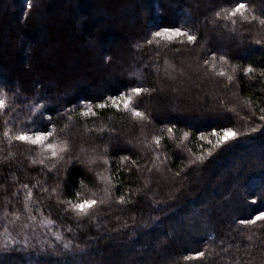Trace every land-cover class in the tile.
I'll return each mask as SVG.
<instances>
[{
    "label": "trees",
    "instance_id": "1",
    "mask_svg": "<svg viewBox=\"0 0 264 264\" xmlns=\"http://www.w3.org/2000/svg\"><path fill=\"white\" fill-rule=\"evenodd\" d=\"M55 1L30 0L29 10V0H0V94L7 97V108H15L0 114V264H261L264 221L246 227L240 220L264 212V133L239 135L219 148L213 147L216 137L211 135L225 127L247 133L252 124L243 102L261 106L256 98L264 85L257 79L249 81L238 70L235 85L226 91V79L215 74L230 72L232 65L264 67V48L252 43L259 38V24L250 31L238 20L233 32L227 19L214 20L215 12L233 7L236 0ZM242 2L257 15L264 12V0ZM128 9L130 15L122 14ZM172 25L197 35V44L147 43L152 32ZM108 39L125 50L109 45ZM213 53L225 55L228 64L217 60L215 70L211 64L205 67ZM135 86L159 89L140 105L155 117L146 128L114 110L83 117L82 105L54 117L58 138L68 140L81 159H95L108 147L106 165H68L64 172L62 163L57 180L55 169L48 172V159L47 168L32 164L39 148L28 151L31 146L9 145L3 137L5 119L14 131L43 125L39 111L30 110L35 101L63 111L85 98L99 102ZM233 107L235 112L225 111ZM172 125L171 138L160 132ZM100 127L106 131L100 133ZM201 133L207 139L201 140ZM110 135L119 136L121 145L127 140L151 143L153 136L162 135L159 155L166 163L153 167L155 153L140 145L133 159L141 170L129 171L130 163L119 161L128 153L114 154ZM102 177L111 180L112 199L97 204L89 216L77 218L67 203L58 202L90 199L94 192L99 199L105 188ZM24 183L33 191L27 201ZM121 194L131 202L116 203ZM206 249L213 254L203 262L184 259Z\"/></svg>",
    "mask_w": 264,
    "mask_h": 264
},
{
    "label": "snow or ice",
    "instance_id": "2",
    "mask_svg": "<svg viewBox=\"0 0 264 264\" xmlns=\"http://www.w3.org/2000/svg\"><path fill=\"white\" fill-rule=\"evenodd\" d=\"M27 8L31 10L33 8V4L30 2L27 3ZM217 18L227 19L231 22L234 26L232 31L235 32V25L237 24L238 20L248 24L249 30L251 31V26L254 23H258L260 29L257 33L259 38H253L252 43L264 48V12H261L259 15L254 13V10L250 7L249 3L242 2V0H236L235 5L229 9H224L222 11H217L214 14V20ZM151 39L147 40L149 45L153 44V42L159 44L161 40L167 41L169 43L179 42L185 45H196L199 37L193 34L189 30H185L179 26H169V27H160V30L154 31L151 33ZM243 43V40L240 41ZM140 47V45H137ZM177 53H179L180 49H176ZM108 61L111 60V57L107 58ZM219 60L220 65L223 66L228 64V60L225 55L220 54L217 56L216 53H213L209 60L204 61L205 67L211 64L213 70L217 67L216 61ZM238 70H242L244 77L248 78L249 81H252L254 78L259 81L261 85H264V67L257 69L253 65L249 64L247 67L232 65L230 67V72L226 71H219L215 74L219 77H223L226 79L227 83L224 85V89L226 91H231L232 87L235 85L237 80L236 73ZM252 87H257L256 84H252ZM159 91V89L152 87L147 88L144 86H135L130 88H125L124 90H120L115 94H110L107 96L102 97L99 102H95L93 100L85 98L84 100L80 101L78 104L73 105L72 107L65 106L63 111L59 108H48L46 104H42L39 101H35L31 106V109H35L39 111L41 119L44 121L43 125L38 127L35 131L30 130L29 128H18L13 130V128L9 127V121L5 119L3 121L4 131L3 137L7 140L8 144L11 145L13 141L18 142L19 144L29 145L31 146L28 151H31L32 148H39V152L37 156L39 159H33L32 164H40L45 165V160L48 159L49 163H51L52 168L48 169V172H52L53 169L56 171L55 179L59 180L60 171L61 169L57 167L63 163L65 167L63 168L64 172H68L71 166H75L76 164H93L98 161H102L103 164H108L109 160L105 159L104 156L109 152L108 147L103 148L102 153H98L95 159H88L87 161L81 159L79 155L73 154L72 148L70 147L68 140H60L57 135V128L56 122L54 117H63L67 113L76 111L78 107L82 105V110L80 111V115L86 118L96 117L97 110H114L118 114H122L123 118L130 119L134 121L136 124H139L141 129L146 128L148 125L152 124L155 120V117L151 115L147 110H141L140 105L143 103V97L149 96L151 97L154 93ZM259 96L256 98L257 102L261 105L258 109L253 108V102L250 100L243 102V107L248 109L250 113L249 123L252 126L249 128L247 133H237L233 130L232 127H225L222 132L220 131H213L211 135L216 137V142L213 145L214 148H219L225 143L235 140L238 138L239 135H250L255 133H264V86L258 87ZM235 96L236 94L233 93ZM238 99V97H237ZM7 97L4 94H0V114L7 115L10 112H14L15 108H7L6 107ZM27 106V105H26ZM223 107V105H221ZM41 109H46L47 114L45 111H40ZM226 112H235L236 109L233 108H226ZM35 114V113H34ZM69 119H71L69 117ZM259 123H256V121ZM35 124V121L31 122ZM175 125L166 127V129H160V132L166 131L168 137L171 138L173 135ZM67 126H65V129ZM65 129H60V132H65ZM100 133H104L106 129L104 127H100L98 129ZM189 136L188 132L183 133V137L187 138ZM100 139L103 140V135L100 136ZM119 136L110 135L108 137L109 143L115 142L112 144V152L120 153V152H127V155H120L119 161L120 162H129L131 167L129 171L133 168L137 171L141 170V166L138 165L137 160L133 159V156L136 154L133 150L140 147V145H144L145 148L151 150L155 153L153 167H157L156 162H159L160 166H163L166 163L165 160H160L159 152L162 148V140L164 137L162 135L153 136L151 143H146L145 140H140L138 143H133L131 140H127L123 145L119 143ZM200 139L205 140L207 137L201 133ZM209 144H212L211 140H208ZM208 156L212 155V152L209 151L207 153ZM50 157V159H49ZM67 157V159H66ZM199 162L203 163L204 156H200L197 158ZM197 161H192V163H196ZM47 168V165H45ZM144 170L148 172L152 171V168H148L147 165L143 166ZM91 171V169H89ZM176 176H179L180 173L176 172ZM105 181V188L103 189V193L99 199H96L97 193H92V197L90 199H77L75 203L73 201H58L59 203H67L70 206V210L76 214L77 218H83L89 216V214L94 210V208L99 205H105L106 203L110 202L112 199V185L111 180L108 177H102ZM39 183V181L37 182ZM83 183V180L81 181ZM23 189L26 193V201L30 200L33 196V191L29 188L28 183L22 184ZM35 187V185H33ZM145 187H148V183L145 182ZM44 192H47L48 189H43ZM15 195V194H14ZM131 201H127L125 196L121 194L116 203L118 204H125ZM253 204L256 203L255 200L252 201ZM25 208L27 207V203L25 202ZM258 221H264V212L260 213L259 215L255 216L254 218H247L240 220L242 225L246 227L249 225H255ZM79 222V220H78ZM71 232V228L68 229ZM57 239H61V237L57 236ZM251 239V237H249ZM25 247H27V242L25 241ZM79 247V245H76ZM64 248H69V244H64ZM228 248H221L220 252H227ZM239 251V249H237ZM213 252L197 250L195 255L185 256V260H200L204 261L206 257L211 256ZM219 255V253H215ZM234 264H241L240 261H234ZM261 264H264V259L261 260Z\"/></svg>",
    "mask_w": 264,
    "mask_h": 264
},
{
    "label": "rangeland",
    "instance_id": "3",
    "mask_svg": "<svg viewBox=\"0 0 264 264\" xmlns=\"http://www.w3.org/2000/svg\"><path fill=\"white\" fill-rule=\"evenodd\" d=\"M196 1V0H195ZM54 4H56V3H58V2H56L55 0H54V2H53ZM57 7H58V5H57ZM59 8V7H58ZM133 12V10H129L128 9V11L127 10H124L123 12H122V14H125V15H130L131 13ZM60 15V12L58 11V13H57V15ZM86 42H87V44H89V39H87L86 38V40H85ZM108 44L109 45H115V47L118 49V50H120V51H124L125 50V47H123L120 43H117L116 41L114 42L112 39H108ZM23 65L26 67V62L25 63H23ZM28 66H27V68H31V63L29 62L28 64H27ZM181 111L183 112L184 111V109L183 108H181ZM101 182H102V185H104V186H106L105 185V181L102 179L101 180ZM209 184H211V186L210 187H214L215 186V181H213V179H210L209 180ZM194 209L192 210H190V214H195L194 212ZM190 214H188V215H190ZM254 218V217H253Z\"/></svg>",
    "mask_w": 264,
    "mask_h": 264
}]
</instances>
